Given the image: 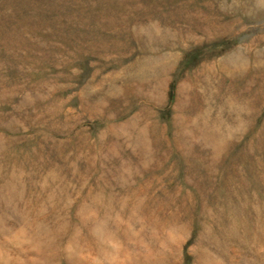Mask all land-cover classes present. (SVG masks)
I'll return each mask as SVG.
<instances>
[{
  "label": "rangeland",
  "instance_id": "374dc122",
  "mask_svg": "<svg viewBox=\"0 0 264 264\" xmlns=\"http://www.w3.org/2000/svg\"><path fill=\"white\" fill-rule=\"evenodd\" d=\"M0 264H264V0H0Z\"/></svg>",
  "mask_w": 264,
  "mask_h": 264
}]
</instances>
